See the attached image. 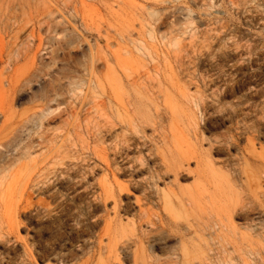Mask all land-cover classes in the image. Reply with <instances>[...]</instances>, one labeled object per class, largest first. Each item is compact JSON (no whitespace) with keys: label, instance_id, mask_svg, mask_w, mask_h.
<instances>
[{"label":"rangeland","instance_id":"374dc122","mask_svg":"<svg viewBox=\"0 0 264 264\" xmlns=\"http://www.w3.org/2000/svg\"><path fill=\"white\" fill-rule=\"evenodd\" d=\"M39 6L51 16L29 24L17 38L15 31L5 34L0 28V138L17 149L0 160V264H67L64 254L74 263L84 260L86 250L74 248L68 216L80 206L76 193L103 172L93 149L97 143L110 145L105 129L114 102L113 55L132 56L129 73L144 79L145 72L153 76V66L162 69L165 57L178 50L195 76L188 94L201 91L220 114L201 123L194 109L201 138L220 137L221 144L211 148L210 164L201 171L204 191H191L196 178L191 161L175 181L169 177L177 194L171 207L156 200L143 205L158 222L162 243L155 254L185 249L191 263L199 264L201 247L207 264H264V0H42ZM10 47L21 55L13 53L9 63ZM42 112L47 117L40 123ZM206 145L189 141L178 150L207 151ZM61 148L69 152L65 163L97 166L79 185L51 184L59 165L50 159ZM138 176L119 174L117 179L133 183ZM48 188L64 197L62 208ZM137 191L131 187L119 201L141 197ZM89 197L81 199L87 215ZM91 213L105 216L102 207ZM199 222L209 230H193ZM101 223L88 219L80 239H94Z\"/></svg>","mask_w":264,"mask_h":264},{"label":"bare ground","instance_id":"6f19581e","mask_svg":"<svg viewBox=\"0 0 264 264\" xmlns=\"http://www.w3.org/2000/svg\"><path fill=\"white\" fill-rule=\"evenodd\" d=\"M41 1L0 0L1 30L5 34L15 31V38H17L29 24L35 22L39 25L41 23L39 18L51 16L50 11L40 10L39 3ZM16 7H19V12H15ZM33 7L37 8L35 16L32 12ZM11 21L14 22L11 23ZM58 42L61 43L60 40ZM13 53L12 48H8L7 60L9 63L13 59ZM14 54L19 57L21 52L17 50ZM210 59L208 58L206 61L208 64L212 61ZM132 62V56L123 55L120 52H115L113 55L111 90L114 102L105 129L110 137V145L108 148L102 147V142L101 144L97 143L94 147L93 155L98 166L103 169L102 175L88 187H84L76 193V196H79L77 200H79L80 206L71 208V210L69 207L66 209L70 210L68 218L69 222H72L68 231L76 237L73 240L74 248L76 251L86 250L84 260L80 263L68 260L70 256L64 254L63 259L67 264H123L127 260L131 264H175L178 258L183 259V264H192V259L185 249H181L179 254L173 251L175 249H171L174 253L164 256L155 254L154 248L162 241L159 237L158 222H154L153 218L155 217L151 212L152 209L144 208L143 205L145 202L152 204L153 200H156L165 209L171 207V199L177 196L173 190V181L180 171L189 166L191 161L195 162L196 168L195 185L191 191L199 193L204 189L200 182L201 171L206 164H210L207 158L211 148L220 145L221 141H219L220 137L201 138L199 124L194 119V109L200 113L201 123L220 114L215 104L201 91H197L198 96L188 94L189 82L194 80L195 76L190 72L188 57L182 55L180 50L172 56L165 57V66L162 69L159 68V65H154L153 76L145 72L144 79L139 75L133 76V73H129ZM3 63L1 59L0 64ZM101 80L96 79L98 89H102ZM139 81L143 82L139 83ZM201 83L206 85L203 79H201ZM46 117L42 112L39 118L40 123ZM252 117L254 119V116ZM253 126L252 123L247 129L252 131ZM39 127L41 128L42 124ZM75 134L78 137V133ZM67 139L68 137L65 138V141ZM189 141H192L195 146H201L203 142H207V151H190L188 148L185 151L178 150ZM248 141L251 145L252 139L250 138ZM69 143L71 145L74 142L70 141ZM12 152H17L16 147H11L9 143L4 142L3 138H0V160H6ZM68 156L67 150H62V148L54 150L50 160H58L56 165H59V168L52 174L51 184L62 180L66 183L73 182L79 185L82 182V176L94 171L97 167L95 163L84 167L77 163H65ZM149 162H151L150 165ZM51 165L55 164L52 162ZM145 167L148 168L147 172H144ZM131 173L139 175L133 183L120 182L117 179L119 174L131 175ZM170 176L171 178L174 176L173 181L169 179ZM131 187L138 190L141 197L135 195L124 203L119 201L124 194L129 195ZM47 192L55 203L59 204L58 209L62 208L65 204L64 197L56 189L48 188ZM87 194L90 195L85 204L90 209L88 215L84 214L81 208V204H83L81 199ZM108 206H110L109 209ZM101 207L105 216L99 218L100 215L94 216L91 213ZM63 211L65 209H62ZM123 216L129 220L124 221ZM88 219L95 223L100 220L102 222L96 231L95 238L91 241L80 239V235L87 232L84 225ZM157 220L160 222L159 219ZM200 223L193 224V230L204 233L208 228L205 229L206 226ZM176 226L175 224L173 227L176 228ZM160 235L162 234L160 233ZM144 245L149 248V252H145ZM204 248L208 249V244ZM172 251L169 250V252ZM206 256L205 251L200 247L199 264L208 263V261L206 262L208 256ZM172 257L175 258L174 261L171 260Z\"/></svg>","mask_w":264,"mask_h":264}]
</instances>
